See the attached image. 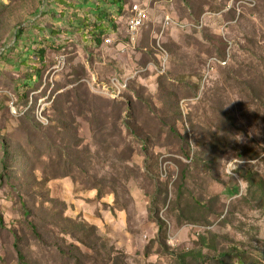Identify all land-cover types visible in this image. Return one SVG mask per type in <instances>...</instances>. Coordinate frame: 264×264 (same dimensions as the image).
<instances>
[{"label":"rangeland","instance_id":"1","mask_svg":"<svg viewBox=\"0 0 264 264\" xmlns=\"http://www.w3.org/2000/svg\"><path fill=\"white\" fill-rule=\"evenodd\" d=\"M123 3L0 0V264H264V0Z\"/></svg>","mask_w":264,"mask_h":264},{"label":"trees","instance_id":"2","mask_svg":"<svg viewBox=\"0 0 264 264\" xmlns=\"http://www.w3.org/2000/svg\"><path fill=\"white\" fill-rule=\"evenodd\" d=\"M111 3H113L115 5V7L117 9V12L118 11H121L122 7L124 8L123 0H111ZM90 6H92L94 10L97 9L98 11H100V8H99L100 6L97 7L98 5L97 6H94L93 4H91ZM108 13L109 14H107V16H105L104 13L100 14V17L98 19V22L103 21L104 19H107L106 21L113 22V20H112V19H114L113 12L110 11ZM113 28H114V30L113 29L112 30L114 32L116 28L114 26H113ZM86 29H87V27H86ZM86 34H87V36L85 38H88L89 39V43L91 42L90 47L92 46L91 48L94 49V48H98L103 43V39L106 36H108L109 34H112V32L108 34L106 32V29H104L102 27V25L97 24V26H96V24H94L93 27L86 32ZM16 38H18V36H16ZM25 53L27 54L26 60L27 61L31 60V63L32 64L29 67L32 68V70L34 71V73H35L34 79H35L36 77L40 76V73H39L40 72V67H41L40 64H42V62L44 60V51L41 48H39V49L36 50V53L32 55L31 54V51L27 49V51ZM27 61L24 62V63H26V65H29L27 63ZM35 64L36 65L38 64L39 67H35ZM29 79L30 80H33V78H29ZM27 84H26V87L28 86ZM121 112L122 111H119V114L118 115H120ZM124 125L127 128L130 129V126L128 124H126L125 122H124ZM169 131L172 134H174V135H176L178 137L179 134L177 133V131L174 129V127L172 125L170 126ZM138 134L140 136V133H138ZM134 135H136V134H134ZM6 155L7 154L4 151V156H6ZM21 208H22V214H23V216L24 217H28L30 215V213H31L30 212V209H28V207L23 202L21 203ZM155 220H156L157 233H158L157 234V237H159L161 235V231H163V223H162V221L159 218H155ZM1 223H2V220L0 218V224ZM28 226L31 229L32 233L35 235V237L39 238L40 235L37 233L36 226L34 225V223L32 221H28ZM208 237L213 240V236L210 233H208V232L204 233L202 236H199L198 237V245L201 248H207V250H210V249H213L214 248V244L216 243V241H214V240L212 241ZM13 247H14L15 253H16L17 264H28L27 261L25 260V257L23 255L22 251L20 250V248H19V246L17 244V237L16 236H15V242H14ZM219 253L217 255H219ZM242 264H247V263H242ZM251 264H253V263H251Z\"/></svg>","mask_w":264,"mask_h":264},{"label":"built area","instance_id":"3","mask_svg":"<svg viewBox=\"0 0 264 264\" xmlns=\"http://www.w3.org/2000/svg\"><path fill=\"white\" fill-rule=\"evenodd\" d=\"M147 9L142 7L139 4H133L130 7V17L125 18V33H126V44L123 46L119 52L121 54L124 53L125 50L129 49V41H134V35L135 33L144 27L145 23L147 22ZM163 20H168V16H165ZM107 36L103 39V43L106 45H110L113 41V37ZM102 43V44H103ZM57 60H63V59H57ZM166 60L165 58V52H161V56H159L158 60V67L161 69L163 62ZM116 79L120 83V87L126 88L127 85V79L126 78H120L116 76Z\"/></svg>","mask_w":264,"mask_h":264},{"label":"bare ground","instance_id":"4","mask_svg":"<svg viewBox=\"0 0 264 264\" xmlns=\"http://www.w3.org/2000/svg\"><path fill=\"white\" fill-rule=\"evenodd\" d=\"M139 33V30L135 33L134 35V41H129V49L130 47L133 48L134 45L137 42V39L135 38V36ZM107 85V89L106 92H109V96L111 98H116L117 96H119L123 91L126 90V88L124 87H120V83L119 81L116 79V76H112V78L109 80V82L106 84Z\"/></svg>","mask_w":264,"mask_h":264},{"label":"crops","instance_id":"5","mask_svg":"<svg viewBox=\"0 0 264 264\" xmlns=\"http://www.w3.org/2000/svg\"><path fill=\"white\" fill-rule=\"evenodd\" d=\"M111 37H114L112 36L111 34H109ZM112 49V48H111ZM114 50V49H113ZM94 52H100V54H94L96 57H100V58H104L102 55L104 53H108L110 51L109 48H106L105 45L101 44L98 48H94L93 50ZM112 51V50H111ZM105 55V54H104ZM106 57H109L110 59H112L113 57H111V54H108V55H105ZM104 61V60H103ZM110 61V60H109Z\"/></svg>","mask_w":264,"mask_h":264}]
</instances>
